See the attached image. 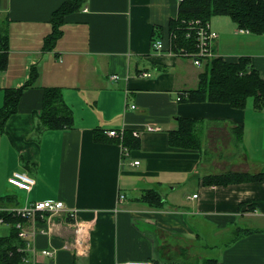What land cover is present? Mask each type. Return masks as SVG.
<instances>
[{
    "label": "crops",
    "instance_id": "1",
    "mask_svg": "<svg viewBox=\"0 0 264 264\" xmlns=\"http://www.w3.org/2000/svg\"><path fill=\"white\" fill-rule=\"evenodd\" d=\"M64 1L0 0L7 43L0 111L6 90L37 70L0 125V211L46 199L74 210V217L38 213L21 221L36 262L264 264V107L252 97L241 108L176 98L198 86L205 63L176 54L168 40L181 0H84L46 51L52 13ZM209 22L214 56H248L264 79V33L239 29L227 15ZM160 37L171 50L152 48ZM51 87L71 109L69 126L40 125L43 91ZM179 118L192 120L197 145H171ZM107 129H123L122 138ZM14 171L34 178L31 190L8 182ZM226 172L250 177L207 183ZM79 221L88 226L85 248L74 233ZM10 226L0 218V236Z\"/></svg>",
    "mask_w": 264,
    "mask_h": 264
},
{
    "label": "trees",
    "instance_id": "2",
    "mask_svg": "<svg viewBox=\"0 0 264 264\" xmlns=\"http://www.w3.org/2000/svg\"><path fill=\"white\" fill-rule=\"evenodd\" d=\"M84 0H66L51 16L52 30L45 36L43 49H53L57 38L61 35V24L64 16L80 8ZM214 15H227L237 28L255 34L264 33V0H181L178 14L169 22V33L175 35L172 39V49L179 48L194 51L192 38H186V23L191 19L209 21ZM5 37L0 39V70L6 67L7 48ZM37 76V70H30L26 83L18 88L6 90L3 107L0 111V125L7 116L17 111L19 97L25 86L31 84ZM187 92V97L181 100L224 102L233 107H244L248 97L253 98L256 108L264 107V79L253 68L248 56H240L235 61H227L220 56L207 58L204 70L199 74V84ZM40 125L45 128H61L72 122L71 109L63 102L59 88H45L43 91ZM169 141L176 147L188 148L197 145L198 140L192 134V120L179 118V126L170 132ZM243 173L226 172L222 176L207 178V183L224 184L235 180L248 178ZM0 218L11 224L9 234L0 236V264H17L25 252L24 241L18 236L16 223L22 218L6 211H0ZM35 264H53L52 262H35ZM76 264V263H72ZM203 264H217L214 259H205Z\"/></svg>",
    "mask_w": 264,
    "mask_h": 264
},
{
    "label": "built area",
    "instance_id": "3",
    "mask_svg": "<svg viewBox=\"0 0 264 264\" xmlns=\"http://www.w3.org/2000/svg\"><path fill=\"white\" fill-rule=\"evenodd\" d=\"M84 10H87L84 8ZM168 40L169 42L175 37L174 34L169 33ZM186 38H192L195 50L187 51L184 48H179L177 52L178 55L190 57L194 64L200 65L203 59L211 58L214 54L210 55L212 50V45L214 40L217 37V32L211 28L209 21H202L201 19L195 18L191 19L186 23L185 30ZM151 46L155 51H162L165 48V42L162 37L155 38L151 42ZM143 76H148L147 72H142ZM119 76L114 74L111 78L116 79ZM187 92H180L179 95L176 96L177 99H181L182 97H187ZM128 106V105H127ZM134 107V105H130ZM160 127L157 125H148L146 127L147 130H158ZM109 136L121 137L123 135V129H107L105 130ZM133 135L137 136L136 131L133 132ZM134 164H138L139 161L135 160ZM8 182L11 185L16 186L25 191L31 190L35 180L33 177L21 171H14L8 177ZM196 196V195H194ZM119 198H123V195L120 194ZM8 213H11L14 216L20 217L22 219H32L36 216V214L48 213V214H67L74 217V210L68 209L61 200H38L31 202L22 207H14L10 208ZM2 221V220H1ZM16 228L18 229V236L24 241V248H20V251L25 252V255L22 257L21 261L17 264H35L36 258L34 255L36 254L35 249L32 248L31 244L27 239V232L22 228L21 221L16 223ZM88 226H84L80 221L76 223L74 228V233L76 235V240L81 246V248H85V235L87 234ZM83 252L85 249L82 250ZM32 253V257L29 255ZM44 256L51 257L52 251L50 249H42L39 252ZM124 264H152L150 260H127Z\"/></svg>",
    "mask_w": 264,
    "mask_h": 264
},
{
    "label": "rangeland",
    "instance_id": "4",
    "mask_svg": "<svg viewBox=\"0 0 264 264\" xmlns=\"http://www.w3.org/2000/svg\"><path fill=\"white\" fill-rule=\"evenodd\" d=\"M212 54H214V51H213V50H211L210 55H212ZM188 58H190V57H188ZM205 60H206V59L204 58L203 61H202V63L205 62ZM202 63H201V64H202ZM201 64H200V65H201ZM263 109H264V108H263ZM263 115H264V113L261 114V116H263ZM41 254H42V253H41ZM42 255H43V254H42Z\"/></svg>",
    "mask_w": 264,
    "mask_h": 264
}]
</instances>
